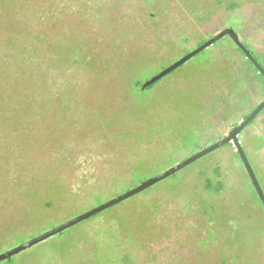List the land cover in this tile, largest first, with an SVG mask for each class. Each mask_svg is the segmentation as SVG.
I'll use <instances>...</instances> for the list:
<instances>
[{"label":"rangeland","instance_id":"374dc122","mask_svg":"<svg viewBox=\"0 0 264 264\" xmlns=\"http://www.w3.org/2000/svg\"><path fill=\"white\" fill-rule=\"evenodd\" d=\"M226 29L264 58V0H0V254L242 123L264 85L229 37L135 90ZM65 81L77 102L62 119L52 86ZM239 140L264 192V110ZM174 176L117 207L126 216L141 201L160 207L147 240L132 247L136 264H264V209L233 144ZM108 224L118 225L101 215L70 237ZM56 237L33 253L59 251L65 237Z\"/></svg>","mask_w":264,"mask_h":264},{"label":"trees","instance_id":"16d2710c","mask_svg":"<svg viewBox=\"0 0 264 264\" xmlns=\"http://www.w3.org/2000/svg\"><path fill=\"white\" fill-rule=\"evenodd\" d=\"M205 42H207V40L200 43L198 47L203 45ZM237 50L241 52L238 48ZM242 55L245 57L243 53ZM252 55L264 70V58L261 60L257 55H254L253 53ZM247 62L249 66L256 72L257 78L264 85V77L259 74V72L248 60ZM2 82L5 83V77L0 71V89L2 87L1 85L3 84ZM41 82L42 81H40V83ZM143 83L138 82L136 84L135 90L142 91L141 87ZM155 85L147 88L145 91L151 90ZM67 86H71V83L65 81V84L58 83L52 86L53 91H55L57 88L62 91V93H60L61 100L63 102V105L67 107L66 108L63 106L64 111L62 119H66V117H68L67 115L71 112V109L68 108H71L75 105V102H77L76 93L74 92L72 94L71 92H69ZM31 115L38 116V112L37 114L31 113ZM249 115L250 114L245 115L243 119L245 120ZM238 125L239 123H235L234 128H236ZM174 177L176 176L170 177V179ZM207 190L208 192H222L223 186L219 185L215 187L209 183L207 186ZM138 196H135L87 220L90 221L101 215L107 214L109 215V219H115L118 225H112L109 227L108 224V226L105 225L104 229H97L93 233H75V235L73 234L74 237H70V234L75 230L77 226H79L76 225V227L68 229L56 237L58 239H63V237H65V239L61 241L62 245H60L59 248L61 249H59V251L55 250L56 252H48V254L41 253L40 255H37L33 253L32 248L22 253L24 257H20L19 255V257H13L10 261H5L1 264H136L132 256V247L135 245L140 246L142 243H144L143 239L147 240L149 230L153 227H156L155 220L157 219L154 216L156 214H159V211H161L158 209L160 207H152L150 205L148 206L145 202L142 201L140 203L141 209L131 216H126L125 214H123L124 212L117 211V207L122 206L127 202L133 201L134 199H137ZM258 201L260 200L258 199ZM188 203L191 205V200H189ZM261 207L263 209L262 204Z\"/></svg>","mask_w":264,"mask_h":264},{"label":"water","instance_id":"95a60500","mask_svg":"<svg viewBox=\"0 0 264 264\" xmlns=\"http://www.w3.org/2000/svg\"><path fill=\"white\" fill-rule=\"evenodd\" d=\"M224 37H229L230 40L234 43V45L245 55L246 59L253 65V67L264 77V70L258 63V61L254 58L252 53L244 46V44L241 42L239 36L237 33L232 29H226L222 31L221 33L217 34L216 36L212 37L210 40L205 42L200 47L196 48L192 52L188 53L187 55L183 56L179 60L172 63L170 66L163 69L161 72L156 74L155 76L151 77L147 81H145L141 87L142 91H145L147 88L155 85L180 67H182L184 64L213 46L215 43L223 39ZM264 110V100L250 113V115L242 122L240 123L236 128H234L228 136L213 145L202 149L198 153L194 154L193 156L189 157L185 161L175 165L174 167L168 169L167 171L161 173L160 175L153 177L151 179H148L144 182H142L137 187L128 190L127 192L93 208L92 210L73 218L62 225L55 227L27 242H24L17 247H14L6 252H3L0 254V264L5 261H10L13 257H16L35 246L48 241L49 239L56 237L63 232H65L68 229H71L75 227L76 225L81 224L82 222L87 221L88 219L97 216L106 210L113 208L135 196L140 195L141 193L145 192L146 190L154 187L155 185L167 180L170 177H173L178 172L184 170L185 168L191 166L192 164L196 163L197 161L203 159L204 157L210 155L211 153L221 149L222 147L233 144L235 148V152L238 154L239 159L245 168L247 175L251 181V184L257 194L258 199L260 200L263 209H264V192L263 189L257 179V176L255 174V171L249 161V158L243 149L241 145V141L239 140L240 134L242 131L250 124L252 123Z\"/></svg>","mask_w":264,"mask_h":264}]
</instances>
